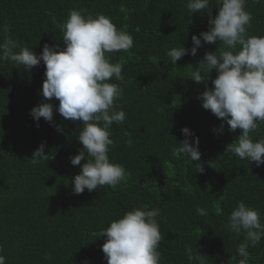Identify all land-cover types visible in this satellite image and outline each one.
Here are the masks:
<instances>
[{
    "label": "trees",
    "instance_id": "1",
    "mask_svg": "<svg viewBox=\"0 0 264 264\" xmlns=\"http://www.w3.org/2000/svg\"><path fill=\"white\" fill-rule=\"evenodd\" d=\"M186 5L187 0H0V26L9 25L8 35L37 55L45 43L57 50L65 46L58 24L72 9L111 18L134 41L127 52L106 53L112 63L123 65V80L109 82L123 89L116 105L126 120L111 126L114 144L108 155L124 166L127 179L115 188L105 185L82 194L71 185L81 166L70 162L82 149L77 139L82 122L64 119L53 98L52 122L41 117L37 126L30 113L43 101V61L30 71L0 61V254L6 264H107L100 230L145 206L160 209V264H189L188 247L201 254L203 264L242 259L237 248L243 234L228 230L227 217L244 201L264 223V164L224 153L242 130H231L226 120L202 107L199 96L212 87L215 69L205 81L190 79L205 53L223 43L201 40L195 56L186 54L176 65L166 61L169 48L191 49L192 35L209 30V13L189 15ZM209 7L215 17L216 0ZM245 7L252 15L247 34L264 36V0H246ZM3 36L0 32V40ZM185 126L193 133L190 140L199 138L200 161L171 153L185 138ZM250 135L264 137V123ZM42 143L50 159L33 165L30 158ZM197 205L208 215H198ZM248 251L249 264H264V239Z\"/></svg>",
    "mask_w": 264,
    "mask_h": 264
},
{
    "label": "clouds",
    "instance_id": "2",
    "mask_svg": "<svg viewBox=\"0 0 264 264\" xmlns=\"http://www.w3.org/2000/svg\"><path fill=\"white\" fill-rule=\"evenodd\" d=\"M216 3L218 13L212 17L210 0H187L189 15L201 11L209 13V30L192 35L191 49L169 48L166 61L176 65L186 54L195 56L201 40L208 44L217 40L223 43L224 47L205 53L197 62L198 66L193 67L190 79L200 83L215 69L212 87L199 96L202 107L226 120L231 130H242L238 138L226 145L224 153L259 166L264 164V137L253 140L250 133L264 123V36L247 34L252 15L246 10V0H216ZM52 21L57 23L55 16ZM58 27L65 46L57 50L58 46L50 47L45 43L37 55L33 49L20 47L8 35L9 25L0 26V32L4 33L0 40V61L22 65L28 71L43 61L45 79L40 92L43 101L30 113L37 126L41 117L52 122L54 105L49 101L53 98L59 101L56 111L64 119L82 122L77 136L82 149L70 157L72 165L81 166V171L71 180L73 192L82 194L85 189L91 192L105 185L115 188L127 179L128 173L123 165L109 158L110 147L114 144L110 130L113 123L125 122L126 113L123 109L117 110L116 105L123 89L109 81L113 77L117 81L123 80V65L112 63L106 53L129 51L133 47V37L117 29L111 18L103 14L85 16L77 9L70 10ZM237 45H240L239 50H236ZM17 48L19 51H15ZM181 131L185 138L179 141V146L171 147L173 157L200 161L199 138L190 140L193 133L187 126ZM44 147L42 143L33 152L31 164L50 159ZM82 160L86 162L81 165ZM203 170L202 167L200 171ZM196 212L200 216L208 215V210L199 205ZM159 213L158 208H133L101 229L99 235L106 237L101 248L107 264H160ZM226 226L237 236L243 234V242L237 248L242 257L238 264H249V246L255 247L264 239V223L259 212L240 201L228 215ZM186 251L189 264H203L197 250L188 247ZM0 253H3L2 246ZM0 264H6L3 254H0Z\"/></svg>",
    "mask_w": 264,
    "mask_h": 264
}]
</instances>
